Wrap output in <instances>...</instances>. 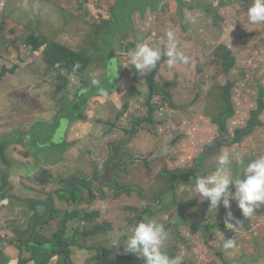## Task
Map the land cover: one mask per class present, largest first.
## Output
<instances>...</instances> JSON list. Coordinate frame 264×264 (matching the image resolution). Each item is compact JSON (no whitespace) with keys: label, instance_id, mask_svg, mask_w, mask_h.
Returning <instances> with one entry per match:
<instances>
[{"label":"rangeland","instance_id":"1","mask_svg":"<svg viewBox=\"0 0 264 264\" xmlns=\"http://www.w3.org/2000/svg\"><path fill=\"white\" fill-rule=\"evenodd\" d=\"M20 1L21 0H9V3L6 2L5 8L2 7L0 2V22L3 12L11 7H17ZM113 1L114 2L110 5V9L113 13L109 17H106L107 13L109 15V7L105 4L106 0H45L42 6L38 4L39 11L37 15H33V20L36 22L40 31V42L43 39L39 47L43 45L44 39H50L59 46H63L72 51L75 50L74 52L79 53L85 58V62L82 65L83 68L73 74L81 78L80 90L85 91V104L83 105L80 103V99L75 104L73 101L68 102L66 94L62 90L60 91L55 88V92H59L62 96L60 99L61 106L59 107H73L71 113L74 116V108H78L81 112L90 110L95 114H99L101 109L98 107L105 104L109 108L107 114L110 117V123H113L115 116L123 111L122 116L117 120V126L120 128H129L135 121H143L146 119V114L148 112L146 104L149 92L148 83L150 73L142 76L135 72L134 67L130 64L128 53L130 50L134 49L138 43H142L143 39L140 35L150 38V34L154 32L159 38L166 42V33L172 31L178 44V49L190 57V65L187 67L186 64L177 63L174 69L167 70L161 67L159 69V73H161L160 77L157 73L154 74V85L159 89H163V91H161L162 93L169 90L172 107H170L166 100L158 98L153 99L151 104L154 106L152 112L154 125L143 124L139 130H135V132H137L133 140L139 136L137 147L159 144V149L154 154H159L165 146H168L167 149L171 150V152L179 150L180 154L176 156L180 158L175 161L174 157H170V166L187 167L183 171L192 170L197 167L199 168L198 176L215 171L217 157L225 149V151H227L229 147L228 152L231 154L232 158V174L234 177H242L245 166L251 162L253 158L264 155V113L259 118L263 127H260L256 131L254 130V134L249 138H247V136L242 137L241 144L245 145L247 150L238 152L235 149L239 144V142L235 141L236 131L247 128L251 120L250 114L258 109L260 100L264 101V25L252 26L247 23L246 16L244 18L243 13L247 12L250 0H241V4H235L234 0H230L228 3H225V0H218V4L212 5H208V3H212L213 0ZM24 4L23 0V5ZM145 4L153 6V10H150L148 16L143 18L148 23V29L140 34V28L134 25L132 20L127 16L132 8L144 7ZM185 6H190V10L206 13L204 24H197L191 29L190 27L188 28V25H184L177 15L182 14L183 11L189 10V7ZM77 11L79 13H77ZM40 12H43L48 29L43 28L44 18H42ZM33 20L29 15L22 14V22L25 28L39 34ZM111 23L112 26L109 28L107 25L110 26ZM182 25L186 29H182L181 31ZM196 27L202 31L199 38L194 37V34L197 32L195 31ZM212 28L215 29V31ZM18 31L19 29L16 28L12 34L0 37V46H11L12 40L16 37ZM23 31L25 33L28 32L26 30ZM124 33H126V35H124ZM117 35L121 36L117 38ZM215 35L223 39L221 57L228 47L230 51L229 54L234 55L235 62L242 60L240 61V65L237 63V66L231 70L230 76L228 77L230 81L228 83H232L231 88H233L231 89L233 117L230 121H228L230 118L229 113L225 111L229 108L227 104L228 98L227 96L221 97L217 92L219 91L218 89L221 90L224 85L223 82H221L223 79H218L219 69L216 67L214 55L211 53V48L216 46ZM23 41H26V38L24 39L23 35L18 34L17 45L20 46ZM95 41L96 46L94 47L93 43ZM122 41L127 45L126 54L121 57L116 51L121 49L120 45H122ZM117 46L120 47L117 48ZM91 47L95 48V50L92 51ZM111 47L115 49L116 53H114V59L109 60V57L106 55ZM20 51H18V56L10 55L8 58L0 57V68H4V61L12 64L13 62L24 61L29 54H32L25 42L22 43ZM257 53L259 54L257 55ZM36 54L38 57L40 56L39 53ZM221 57L219 58L220 65L222 63ZM164 58L168 59L167 57ZM210 62L215 66L214 68L210 67ZM122 67L129 71L127 72ZM41 69L42 73L51 84H58L57 79L60 78V76L58 74L55 75V72H57L56 69L49 68L45 64L41 65ZM27 71L35 74V71H33L31 67L28 68ZM121 71L123 74L127 72L123 79L121 78ZM114 73L117 75L114 76ZM62 74L65 75V71H63ZM97 74H105L107 77L103 81L95 79L99 81V84L93 85V76ZM16 75V70L11 71V76ZM127 76L135 79V82L132 84L133 87L126 81L125 78ZM63 81L62 86H65ZM63 88L64 87H61V89ZM128 88L130 89L128 90ZM113 90H115L117 94L116 103L110 101V98L103 103H99L96 99L92 100L95 96H109L108 91ZM78 92L79 88L77 87L75 94ZM105 92L107 93L106 95L104 94ZM23 101L27 106L38 104L37 101L31 100L28 96H25ZM174 108H176V112L181 111L178 122L175 125L164 124L161 126L159 121L161 119L160 116L168 119L173 112L169 113L167 111L164 115L165 111ZM31 110L32 108L29 107L27 111L23 112V120H26L27 124H24L20 128L21 135H23L22 137H26L25 139L30 156L39 161L48 160L57 165L62 158L69 159L72 157V154L79 153L77 150L82 149V142H78L72 146L70 148L71 151L70 149L63 150L66 147L62 145V137H64V133L68 128V120L58 122V126L55 128L53 121L47 123V119L44 116L37 115L30 120V124L28 120L31 115ZM203 110V115H200ZM64 112H67V110H64ZM60 113L63 114V111H60ZM220 113H222V115L218 117ZM65 114L70 116V113ZM106 118L107 116L104 115L103 122ZM54 119L58 120V118ZM167 122L169 123V121ZM110 123H105L104 125L109 127ZM5 124H9V122L6 121ZM225 126L226 130L224 129ZM253 128L254 126L250 127V129ZM158 129L161 130L157 132ZM51 130H54V132L52 133ZM223 130L225 132H223ZM119 134L120 138L124 136V133L121 131L120 133H116L115 136H119ZM93 135L94 133L88 136L92 142ZM204 135L206 137H204ZM208 137L212 145L206 146L202 153L205 158L201 159L200 157L197 158V156H189V154L197 152L199 147H201V143L206 141ZM230 139L231 141L228 142ZM56 141L57 146L52 151L50 144ZM40 144L46 145V147ZM137 147L134 148V151L135 153L143 154L141 157L146 159V161L140 163L143 164L147 173H150L152 169L159 170L160 176H162V171L167 172L168 165L165 163V158L169 155L167 156L166 154V157L152 158L150 157L152 152H145L144 150L137 149ZM214 147L216 151L212 153V155H205L207 151ZM4 153H6V151H4ZM63 153L66 156L63 157V155H61ZM211 156L213 157L210 158ZM121 157H123L122 153ZM163 159L164 161L162 162ZM71 160H74L76 163L79 162L78 159L71 158ZM158 160L159 163L156 162ZM154 162H156V164ZM137 163L139 162H128L121 168L124 172L123 184L134 185L137 188H141L144 194L142 195L141 191L138 193L141 194V199L145 204H142L140 198L136 195L126 197L125 193L120 192L117 195L106 197L104 200L99 199L97 211L90 212V214L86 216L82 215V217H84L83 221L91 220L93 216H98L100 211L101 222L108 223L115 232H118L127 229L136 221L139 222L143 218L147 219V217H150V219H157L162 224H165L166 219L162 218L165 214L167 218L170 219L168 224H173L174 221L179 223L177 233L172 232L174 231L172 228L168 229V244L172 243L177 251L179 244H176V240L173 239L175 235H177V239H181L182 237L185 240V244L188 241L191 251H189V249L183 250L184 252H187V250L189 251L184 257L187 258L191 254H196L195 264H231L232 262L236 264H264V224L260 223L262 219H264V209L260 208V206L257 207L254 214L247 218L242 215L241 210L234 200L230 201L229 209H225L222 204L217 210L212 209L207 200H201L199 194L196 196L195 190L189 191L194 187L195 182L191 185H181L178 187L176 196L172 199L171 194L168 192V190L173 188L171 179L164 181L158 191L154 193L149 190V188L142 187L143 177L138 174V171L132 172L130 170L131 167ZM163 165L164 168H162ZM209 166H212V168L209 169ZM165 177L167 176L165 175ZM160 182L157 180L154 181L156 184ZM179 198L182 203L187 205H176L174 210L179 212L177 216L174 215L173 210L166 208L173 203H177ZM157 203L161 206L160 209H155L154 206ZM40 206L43 207L44 205ZM185 206H187V209ZM48 207L52 209V204ZM190 207L193 210L190 209ZM144 211H146V213L158 212L159 217L144 215L142 214ZM228 211H231L233 216L242 222L238 226L237 231L234 232L227 229H224V231L212 230L215 224L224 226L223 221ZM45 214H47L46 211H44V215ZM184 214L185 217H183ZM42 218L43 217H40V219ZM74 220H78V218ZM257 222L259 225L258 228H255L258 224ZM92 224L93 223L90 221L85 222L86 226ZM52 225V229H57L56 222H53ZM79 228H81V224H79ZM92 228H94V226L89 227L90 233L94 231ZM192 229L200 230L204 232L205 235L209 232L210 235H212L210 239L216 240L222 238V233L225 239L232 238L235 240V247L223 249L218 245L209 246L206 242L210 239L204 241L201 238L193 241L190 236ZM42 231H44V235L49 238L48 233L50 230L43 228ZM99 233L104 234L106 230ZM86 234L87 233L80 234V230L75 228L68 235V238L69 240L76 238L77 247L81 249L78 250L73 248L72 250H75V252L76 250L81 251L83 259L87 263H95L96 261L91 256V249L89 248L91 240ZM82 240H84L87 249L82 248ZM49 242V240H45L38 246L44 247ZM57 243L58 240L51 239L49 245L52 251L46 247L43 253L44 255L42 256L43 260L45 263H49L50 259L51 264H65V262L66 264H70L71 260H69L70 263H67V260L64 258V251L61 252L63 257H61V254L57 257L54 255L56 252L54 248ZM29 248H25V251ZM38 248L39 247H35L33 249L38 252ZM72 250L70 253H75L72 252ZM213 250L216 253L215 258L211 257ZM165 251L167 254L169 253L167 248H165ZM118 256L121 257V259L117 258L114 260L123 262V264H128L127 262L130 264L132 260L137 258L135 254H125L124 252H120ZM222 258L223 260H221ZM142 261L144 264V260L139 258V263L137 264H142ZM103 263L104 262H102V264Z\"/></svg>","mask_w":264,"mask_h":264},{"label":"crops","instance_id":"2","mask_svg":"<svg viewBox=\"0 0 264 264\" xmlns=\"http://www.w3.org/2000/svg\"><path fill=\"white\" fill-rule=\"evenodd\" d=\"M2 1H4V3H5L3 6L5 8L6 2L9 3L8 2L9 0L8 1L0 0V2H2ZM44 1L45 0H24L25 4L23 5V0H21L20 4L17 7H11L8 10L3 12L2 19L0 22V37H2L3 35L7 36L9 34H12L16 28L19 29L18 33L16 34V37L12 40L11 46H8V45L0 46V57L8 58V56H10V55L18 56V51H20L21 45L23 42L27 43L28 49L32 53V54H29V56L27 58H25L24 61L13 62L12 64H9V63H7V61H4V63H5L4 68H2V69L0 68V112H1V115H0V138L5 143H9V145H10L5 154H7L11 157L16 156L18 154L14 149H12V147H13L12 145L15 144L16 142L22 143L21 140L26 138L25 136L22 137L23 135H21L20 128L24 124H27L26 120H23V112L27 111V109L29 107H31L32 110H31L30 118L28 120L29 122L34 116L41 115L47 119V123H49L50 121H53V125L56 128V126H58V122H60L62 120H68V128H67L66 132L64 133V137H62V145H64L66 147L63 150L70 149L76 143L82 142V149L77 150L79 153L72 154L71 158L79 160V157H74V156H79L80 154H82V155H84L83 160L85 162L95 161V159H99L100 155L102 153H104L105 147L107 146V142L109 140H112L113 138L119 137L118 135L115 136L116 133H119V132L113 131L111 133H108L107 132L108 129L101 128V126L103 125L102 120H103L104 112L108 113V111H109L108 106H106L105 104L102 105L101 107H98L99 109H101L99 114H95L94 112H92L90 110H84L83 112H81L78 108H74V112H75L74 116L71 113V109L73 107H68V106L67 107H59V106H61L60 99L62 96L60 95L59 92L58 93L55 92L56 89H59L60 91L62 90L66 94V96L68 97V102L73 101V103L75 104L80 99L81 101H79V102L82 103L83 105L85 104V98H84L85 97V91L80 90L81 78H79L75 75L67 74L66 70L62 69L61 67L57 68V65L55 67H51V66L47 65L46 63H44V61L42 59V53H43V50L46 46L47 41H52V40L44 39L43 45L41 47H39V45L43 39L40 42V38H41L40 37V31H39V28H38L36 22L33 20V15L38 14V11H39L38 4H40L42 6ZM56 1H58V0H56ZM113 2H114L113 0H108V1L106 0L105 4L108 5V7H109V15L107 13L106 17H109L111 15L110 13H113L112 10L110 9V5ZM4 8H3V10H4ZM150 10H153V6H150V4H145L144 7L140 6V7H135V9L132 8L129 15L127 16L128 18H130L132 20L134 25H136L138 28H140V34H142L143 31L148 29V23L143 18L148 16ZM77 13H79V12L77 11ZM22 14L29 15L31 17V19L34 21V23H35V25L39 31V34L25 28V26L22 22ZM40 14H41L42 18H44L43 28L48 29V25H47V22L45 20L44 15H43V12H40ZM206 15L207 14L202 12V11L190 10V7H189V10L183 11L182 14L177 15V17L179 18V20L181 22L184 23V25H188V28L190 27V29H191L193 26H195L197 24H204V19H205ZM75 16H77V15H75ZM77 17H79V16H77ZM107 26L110 28L109 25H107ZM182 29H186V28L182 25L181 31H182ZM23 30H26L28 32L25 33ZM213 30L215 31V29H213ZM195 31H197V32L194 34V37L199 38L200 34H202V31L199 30L197 27L195 28ZM18 34L23 35L24 39L26 38V41H23L20 46L17 45V35ZM124 35H126V33H124ZM120 36L121 35H117V38H119ZM140 36L143 39L142 42H148L149 44L157 46V47L163 48L164 44L166 43L163 39L159 38V36L154 32H152L150 34V38L144 37V35H140ZM52 42H54V41H52ZM215 42H216V46L211 48V53L214 55V63L216 64V67L219 69L218 79L220 78V79L224 80V81L221 80V82H223L224 87L221 90L218 89L219 91H217L220 95H222V93L224 92V88L228 87V82H230L228 79L230 74L229 75L223 74L222 69H221V65L219 64V58L221 57V53L223 51V49H222L223 39L221 37H218L215 35ZM93 44L95 47L96 41ZM126 45L127 44H125L122 41V45H120L121 49L120 50L118 49L116 51L117 54L120 55L121 57L126 54ZM120 46H117V48H119ZM91 49H92V51L95 50V48H93V47H91ZM109 50L110 51L107 53L106 56L109 57V60H112V59H114V53H116V52H115V49H113L112 47ZM227 51H229L228 47H227ZM36 53H39L40 56L38 57V55ZM258 54L259 53H257V55ZM233 57H234V55H233ZM240 61H242V60H240ZM240 61L235 62L234 67L237 66V63L240 65L241 64ZM33 63H34V65H33ZM43 64H45L49 68L56 69L57 72H55V75L58 74L60 77H62L64 79L63 84L65 86H58L56 84H51L47 80L46 76H44V74L42 73L41 65H43ZM189 65H190L189 63L186 64L187 67H189ZM30 67L33 71H35V74L27 71V69ZM210 67L214 68L215 66L210 62ZM20 68H22V69H20ZM122 68L125 69L127 72L129 71L128 69H126L124 67H122ZM162 68H166L168 70V69H174V68H176V66L173 65L171 67L168 64H166V65L162 66ZM15 70L17 72V75L11 76V71H15ZM63 71H65V75L62 74ZM159 71L157 72V74L160 77L161 73H159ZM127 72H125L124 74L122 71L120 72V74L122 75L121 76L122 79L126 76ZM106 77L107 76L105 74H103V75L97 74V75L93 76L94 79H99L100 81H103ZM125 79L127 82H129L131 84V87H133L132 84L135 82V79L132 77H129V76H127ZM214 80H215V78H214ZM57 81H58V79H57ZM61 87H64V88L61 89ZM77 87L79 88V92L77 94H75ZM130 88H128V90ZM108 94H109V96H106V97L95 96L94 98H92V100L96 99V101H99V103L100 102L103 103L108 98H110V101H114L116 103L117 94L115 93V90L108 91ZM99 95H101V94H99ZM25 96H28L31 100L37 101L38 104L37 105L31 104L30 106H27L26 103L23 101ZM231 98H232V95H231V91H230V108L232 109ZM65 108H70V109H65ZM64 110H67V112H64ZM59 111H63V114L61 115V117L59 118V121H58L57 119H54L55 118L54 114L56 112H59ZM167 111L169 113L173 112V114L171 116H169L168 119L162 118V116H160L161 119L159 121H160L161 126L164 124L175 125L179 120V116L181 115V111L176 112V108L171 109V110H166L164 115L167 113ZM65 113H70V116H67ZM121 113H123V111ZM203 113H204V110L201 112L200 115H203ZM6 121H8L9 124H5ZM167 121H169V123ZM30 124H31V122H30ZM262 126H263V124H262ZM54 130H51V132L53 133ZM160 130L161 129H158L157 132H159ZM223 132H225V131L223 130ZM93 133H94V135H93V142H92V141H90L88 136L89 135L91 136ZM204 137H206V136L204 135ZM138 142H139V136H137L135 138V140H133V150L135 147H137ZM40 145H43V144H40ZM211 145H212V142L208 137L206 139V141H203L201 143V147H199L198 151L195 153L189 154V156H195V157L197 156V158L200 157L201 159H204L205 156L202 155V153L204 152L206 146H211ZM56 146H57V141L51 143L50 144L51 150L53 151V149ZM43 147H46V145H43ZM137 149L144 150L145 152H148V151L149 152L150 151L156 152L159 149V144L148 145L146 147L140 146V147H137ZM228 149H229V147L227 148V151H228ZM235 149L238 152L247 150L245 145L241 144V142H239V144L236 146ZM70 151H71V149H70ZM170 152H171V150L168 149L167 156L168 155L169 156L168 157L165 156L166 157L165 163H166V165H168L167 166L168 170H167V172L162 171L161 172L162 176H160L159 170H155V169H152L151 173H147L146 170L144 169V166L142 163L134 164L131 167L130 170L132 172L138 171V174L142 175V177H143V184H141L142 187L149 188V190L156 193L164 181H166L167 179H171V173H175L176 171H183L187 168V167H179V166H175V165L170 166L171 165L170 157H174L175 161H177L178 158H180L179 156H176V155L180 154L179 150L173 151L171 153ZM19 154H21L23 156L31 157L29 152H28V149L26 150V148H24V146H23V148H20ZM134 154H137L136 156H143V154L135 153V151H134ZM216 154H218V153H216ZM216 154H214V155H216ZM0 155H2V150H0ZM61 155H63V157L66 156L64 153ZM212 157L213 156H211L210 158H212ZM256 158H253L252 160H254ZM163 161H164V159L162 160V162ZM156 162L159 163V160ZM156 162H155V164H156ZM162 162H160V163H162ZM162 168H164V165L162 166ZM210 168H212V166H209V169ZM165 175L167 177H165ZM158 176H160V177H158ZM155 180H157L159 182L161 181V182L159 184H156V183H154ZM180 185H183V184H180ZM193 190H195L194 187L191 188L189 191H193ZM230 191L234 192V187L230 188ZM168 199H170V198H168ZM171 199H172V196H171ZM159 200H161V199H159ZM173 205H175V204L169 205L166 209L173 210L174 215L178 216L179 212L174 210L176 206H173ZM178 205L181 206V205H187V204L181 202V204L178 203ZM159 206L160 205L158 204L157 207H159ZM185 208L187 209V206H185ZM260 208L264 209V204H261ZM190 209H192V208L190 207ZM154 213L150 212V214L146 213V215L147 216L152 215L151 217H155V216L159 217L158 212H154ZM42 217H44V215ZM183 217H185V214ZM147 219H150V217L149 218L147 217ZM155 220L157 222L161 223L159 220H157V219H155ZM259 221H261V220H259ZM262 221L260 223L264 224V219H262ZM234 222L235 221H233V223ZM163 225H164L166 230H168L170 226H173V225H169V224H163ZM174 225L176 226L177 229L172 231V232L177 233L179 223L175 222ZM258 225H259V223L255 226V228H258ZM224 229H226V228L225 227H222V228L217 227L214 229V231H218V230L224 231ZM227 230H229V229H227ZM198 232L201 233V235H202V231L198 230L197 233ZM115 233H116L115 231L112 233V237L114 236ZM176 236L177 235H175V237L173 239L176 240V244H181V253L180 254H179V252L176 253V250L173 247V244L172 243L168 244V240H167V242L165 244V248H167L170 256L175 257L177 255H180L183 257L182 264H195L196 255H194L192 258L184 257L185 255H187L189 253V251H191L190 243L187 241L185 244V240H183L181 243L180 239H177ZM205 241H207V239H205ZM91 243L93 245L101 246L102 240L99 238H96V237H92ZM206 244H208V242H206ZM186 249H189V251L187 250V252H184L183 250H186ZM120 252H122V253L124 252L123 251V245L115 247V252L111 254L112 256H114L113 259H117V258L121 259V257L118 256L120 254ZM215 254L216 253L213 250L211 253V257L215 258ZM75 255L77 258H83L81 251L77 250L75 252ZM137 258L139 259V257H137ZM221 260H223V258ZM233 261H235V260H233ZM117 262L119 264H123V262H119V261H117ZM231 264H236V263L232 262Z\"/></svg>","mask_w":264,"mask_h":264},{"label":"flooded vegetation","instance_id":"3","mask_svg":"<svg viewBox=\"0 0 264 264\" xmlns=\"http://www.w3.org/2000/svg\"><path fill=\"white\" fill-rule=\"evenodd\" d=\"M61 115L59 111L54 114V117L59 120ZM104 115L107 118L104 122L102 120L103 125L101 128L108 129V133L116 131L111 129L110 126L106 127L104 125L111 122L106 112H104ZM119 138L120 135L117 138L109 140L104 153L100 155L99 159H95V161L85 162L83 160L84 155L80 154L79 156H74L79 157L78 163L71 160V158H62L57 165L48 160L39 161L32 156L19 154V150L23 146L26 150L28 149L26 139H22V143L16 142L12 145V149L18 154L11 157L4 153V151L8 150L9 143H5L0 138V150H2V155H0V264H51L50 259L49 263H45L42 258L46 247L52 251L49 245L51 239L58 240L54 248L56 251L54 255L57 257L64 251V258L67 260V263H70L69 260H71L70 264H102V262H104L103 264H119L113 259L114 256L111 255L115 252V247L112 244L114 229L108 223L101 222L100 211L98 216H93L91 220H86L93 223L90 225L91 227L94 226L92 230H97L94 234H89L90 226L85 225L86 221H83L84 217H82V215L86 216L90 212L97 211L99 199L104 200L106 197L117 195L120 192L125 193L126 197L136 195L140 198V202L145 204L141 199V194L138 193L141 191L142 195L144 194L141 188L123 184L124 172L121 169H115L110 175L108 174L106 178L109 181L105 184H102L98 178V175L103 171V165L111 154L112 143ZM150 152H152L150 157L156 153L155 151ZM122 153L123 157L118 158L114 163L120 164L124 162L126 156H136L133 150V137L130 138ZM41 171L47 172L48 179L46 181H38V179L42 178V175H40ZM180 186L175 183L173 184V188L168 190L169 194H172V198L176 196L177 188ZM120 187L125 188V191L121 190L118 192L117 190ZM181 202L179 198L177 203H173L175 204L173 206H176L178 203L181 204ZM51 204L52 209L48 207ZM40 205L44 206L41 207ZM157 206L158 204H155V209L161 208V206L158 208ZM43 211H46L47 214L42 219L36 217V215ZM142 214L146 215V211ZM29 215L31 217L27 222ZM77 218L78 220H74ZM162 218L166 219L165 224L170 222V219L165 214ZM53 222L57 224V229L55 230L52 229ZM174 223L169 224L173 225L169 228L176 230L177 228ZM79 224H81V228H79ZM214 227L222 228L225 226L215 224L212 230H214ZM43 228L50 230L49 233L47 232L49 238L44 235ZM75 228L80 230V234H89V236H86L90 237L91 242L92 237L102 240L103 250L99 249L101 248L99 245H93L90 242L89 248L91 249V256L96 261L95 263H87L83 258H77L75 253H70L73 248L81 250L77 247L76 238L73 240H69L68 238V235ZM104 230H106V233H99L104 232ZM197 231L193 229L191 231L190 236L193 241L201 238L204 241L205 239L209 240L212 236L209 232L206 235L202 232L201 235ZM45 240H49L50 242L44 247L38 246ZM183 240L181 238L180 242L182 243ZM82 242V248L87 249L84 240ZM35 247H39L38 252L33 249ZM25 248L29 249L25 251ZM72 252H75V250H72ZM178 252L179 254L181 253V244L177 248L176 253ZM61 255L63 257V254ZM194 255L196 254H191L187 258H192ZM127 263L129 264V262ZM137 263H139V259L135 258L130 264Z\"/></svg>","mask_w":264,"mask_h":264},{"label":"clouds","instance_id":"4","mask_svg":"<svg viewBox=\"0 0 264 264\" xmlns=\"http://www.w3.org/2000/svg\"><path fill=\"white\" fill-rule=\"evenodd\" d=\"M243 15L252 26L264 25V0H250L247 12ZM166 35L167 41L163 48L142 42L129 51V61L135 72L142 76L149 74L157 67L162 56L168 58L169 66L189 63L190 57L178 49L174 33L168 31ZM92 84L98 85L99 81L94 79ZM231 166V154L223 151L217 157L215 171L195 178L196 195L199 194L201 200H207L210 208L216 210L221 204L225 209H229L230 201L234 200L242 215L251 217L256 208L264 204V155L249 162L242 177H234ZM233 187L234 192L230 191ZM223 223L226 229L236 232L242 222L228 211ZM221 235L219 240L210 239L209 246L218 245L223 249L235 247L234 239H225L222 233ZM168 238L169 234L163 224L155 219L143 218L127 229L116 232L112 244L113 247L123 245L125 254H135L144 260V264H182V256L170 257L165 251Z\"/></svg>","mask_w":264,"mask_h":264},{"label":"trees","instance_id":"5","mask_svg":"<svg viewBox=\"0 0 264 264\" xmlns=\"http://www.w3.org/2000/svg\"><path fill=\"white\" fill-rule=\"evenodd\" d=\"M230 0H225V3H228ZM246 1V0H244ZM219 1L213 0L212 3L209 2L208 5L212 4H218ZM234 3L236 4H241V0H234ZM184 6V5H183ZM185 7H190V6H185ZM112 14V13H110ZM112 26V23L110 24V27ZM227 52V53H226ZM112 53V52H111ZM230 51H225L222 54L221 60V69L223 74L229 75L231 70L234 67L235 64V59L233 55L229 54ZM42 59L44 63L51 67H55L57 65L58 67H61L62 69L66 70L67 74L73 75L76 72L79 71V69H82V65L85 62V58L80 55L79 53H76L70 49H67L63 46L57 45L55 42L52 41H47L46 46L43 50L42 53ZM161 62V63H160ZM160 63L158 65V69L155 72V74L159 71V69L164 66L167 63V59H163V56L161 60L158 62ZM64 79L62 77L58 78V86H62V81ZM155 81V80H154ZM232 87V83H228V87L224 88V92L222 93L221 97L227 96L228 98V106L225 111L229 113V120L233 117V111L230 108V91ZM153 89L156 91H163V89H159L157 86L153 84ZM224 112V111H223ZM264 113V101L260 100V103L258 104V109L250 114L251 120L249 121V124L247 128L242 129V130H237L236 131V137L235 141L236 142H241L243 136H247V138L251 137L256 130H258L262 126V123L260 122L259 118L260 116ZM222 113L218 115L220 117ZM251 126H254L253 129H250ZM226 129V126L224 127ZM255 130V131H254ZM198 171L199 168H194L192 170H186V171H176L175 173H171V182L172 185L176 183V185H191L192 183L195 182V178L198 176ZM150 214V213H148Z\"/></svg>","mask_w":264,"mask_h":264},{"label":"water","instance_id":"6","mask_svg":"<svg viewBox=\"0 0 264 264\" xmlns=\"http://www.w3.org/2000/svg\"><path fill=\"white\" fill-rule=\"evenodd\" d=\"M158 66L153 69L150 72V76H149V83H148V88H149V92H148V97H147V118L144 119L143 121L137 120L134 122V124L129 127V128H120L117 126V120L122 116V113H119L115 116L114 118V122L110 123L109 126L111 127V129L116 130L120 133L123 132L124 136L118 140H116L115 142L112 143L111 145V154L108 157L107 161L105 162V164L103 165V171L101 174L98 175V178L100 180V182L102 184L107 183L109 180L106 178V176L109 174H111L113 172V170L115 169H121L122 167H124V165H126L128 162H144L146 161L145 158H142L141 156H134V157H125V161L122 163H114V161H116L118 158H121V153L125 150L126 145L128 144L130 138H134L136 135L135 130H139L143 124H150V125H154V121H153V108L154 106H152L151 101L155 98L161 99V100H166L168 102V104L170 105V107H172V102H171V97L169 96V90H166L165 93H162L161 91H156L155 89H153V84H154V74L157 71ZM125 117V115H124ZM168 146H165L162 150V152H160L159 154H155L153 156H151L152 158H158V157H164L167 152H168ZM216 150V148L214 147L213 149L207 151L205 153V155H209L212 154L214 151ZM123 154V153H122ZM40 163V162H38ZM42 178L38 179L39 182H43L46 181L47 178V172L46 171H41ZM112 184V183H110ZM115 185V184H114ZM125 191V188H118V192L119 191ZM127 191H129V189H127ZM44 215V211L42 213H39L38 215H36V217L40 218ZM31 215L28 216L27 218V222L29 221ZM97 230H95L93 233H89V234H94L96 233ZM89 234H86L87 236H89ZM101 248H99L100 250H103V246H100Z\"/></svg>","mask_w":264,"mask_h":264},{"label":"built area","instance_id":"7","mask_svg":"<svg viewBox=\"0 0 264 264\" xmlns=\"http://www.w3.org/2000/svg\"><path fill=\"white\" fill-rule=\"evenodd\" d=\"M1 5H2V7H3V5H4V2H1ZM163 59H164V57H163ZM160 63H161V62H160ZM160 63H159V64H160Z\"/></svg>","mask_w":264,"mask_h":264}]
</instances>
